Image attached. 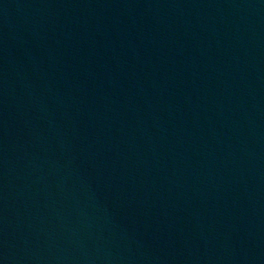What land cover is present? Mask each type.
Masks as SVG:
<instances>
[{"label":"water","instance_id":"95a60500","mask_svg":"<svg viewBox=\"0 0 264 264\" xmlns=\"http://www.w3.org/2000/svg\"><path fill=\"white\" fill-rule=\"evenodd\" d=\"M0 264H264V0H0Z\"/></svg>","mask_w":264,"mask_h":264}]
</instances>
